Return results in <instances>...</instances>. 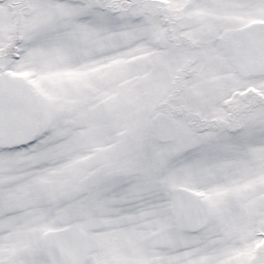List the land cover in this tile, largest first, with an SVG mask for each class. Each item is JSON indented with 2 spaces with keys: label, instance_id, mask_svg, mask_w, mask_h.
Here are the masks:
<instances>
[{
  "label": "snow or ice",
  "instance_id": "obj_1",
  "mask_svg": "<svg viewBox=\"0 0 264 264\" xmlns=\"http://www.w3.org/2000/svg\"><path fill=\"white\" fill-rule=\"evenodd\" d=\"M0 264H264V0H0Z\"/></svg>",
  "mask_w": 264,
  "mask_h": 264
}]
</instances>
